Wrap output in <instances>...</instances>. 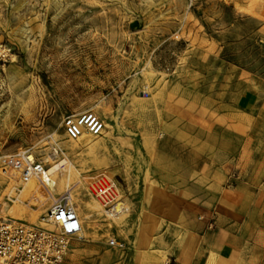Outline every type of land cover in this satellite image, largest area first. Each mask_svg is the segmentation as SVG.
<instances>
[{
	"label": "rangeland",
	"instance_id": "374dc122",
	"mask_svg": "<svg viewBox=\"0 0 264 264\" xmlns=\"http://www.w3.org/2000/svg\"><path fill=\"white\" fill-rule=\"evenodd\" d=\"M255 83L264 93V0H0V196L10 191L2 155L30 150L52 176L72 160L86 182L74 200L97 239L74 236L64 264H174L187 232L146 215L149 196L186 194L182 175L219 204L238 185L253 190L243 181L264 178V120L244 119L243 133L233 124ZM87 110L108 126L76 145L63 119ZM187 135L200 140L196 153L211 145L208 168L186 167ZM103 176L127 208L111 231L103 207L89 208Z\"/></svg>",
	"mask_w": 264,
	"mask_h": 264
},
{
	"label": "crops",
	"instance_id": "0c3cea01",
	"mask_svg": "<svg viewBox=\"0 0 264 264\" xmlns=\"http://www.w3.org/2000/svg\"><path fill=\"white\" fill-rule=\"evenodd\" d=\"M261 86V83L249 85L239 94L233 124L237 131H246L244 119L264 120ZM227 116L225 118L228 119ZM186 138L187 145L181 144L179 148L187 153L188 170L197 163H202L204 169L208 168L210 157L207 152L212 149L211 145L205 140L202 148L205 153H196V144L200 140L193 135ZM188 170L186 173L190 172ZM184 176L178 183L186 185V194L157 192L147 201L146 215L157 218L164 227L178 224L187 232L188 240L173 250L174 264H244L246 261L264 264V190L258 189L260 184H264V178L243 181L251 183L253 190L246 194L244 185H240V189L238 185L233 192L226 193V202L219 204L223 196L212 197L206 190L202 196H196L189 185V176ZM229 198L239 201L237 207L229 206ZM213 212L216 213L215 223L210 227Z\"/></svg>",
	"mask_w": 264,
	"mask_h": 264
},
{
	"label": "built area",
	"instance_id": "2783aa9c",
	"mask_svg": "<svg viewBox=\"0 0 264 264\" xmlns=\"http://www.w3.org/2000/svg\"><path fill=\"white\" fill-rule=\"evenodd\" d=\"M66 135L78 139L89 132L100 136L105 130V121L94 111L67 114L63 119ZM3 172L9 169L19 171L22 179L32 177L44 179L47 164L39 160L30 150L1 156ZM50 187L48 180H43ZM93 194L102 204L107 216L120 214L125 209L119 200V185L113 179L98 178L93 184ZM7 197V196H6ZM4 200L0 196V264H64L70 249L71 239L83 228V219L71 192H64L49 206L47 219L53 216L54 226L27 225L3 213ZM123 209L116 210L117 205ZM112 246L124 243L110 239Z\"/></svg>",
	"mask_w": 264,
	"mask_h": 264
},
{
	"label": "bare ground",
	"instance_id": "6f19581e",
	"mask_svg": "<svg viewBox=\"0 0 264 264\" xmlns=\"http://www.w3.org/2000/svg\"><path fill=\"white\" fill-rule=\"evenodd\" d=\"M105 125H106L105 126V130H106L108 123H106ZM95 137L97 136H94L89 132H85L78 139H71V140H73L76 145L77 144L90 145ZM57 155L58 154L56 148L54 151L48 152L46 156L47 160H50L52 163V167H51L52 169L57 167V165L55 164L56 161L55 159ZM4 173L9 178L10 191L8 192L7 197L4 199L3 213L17 220L24 219L25 220L24 223H26L27 225L53 227L55 221L54 217L49 216L48 219L46 217V215H48L49 206L62 193L67 191L73 194L74 191L76 192L75 188L78 182L86 184V182H84V176L82 175L81 171L77 168L76 164L72 160H69L68 164L66 165V168L64 169V173L62 174H58L57 172L55 176H52L50 174L51 172L49 169L43 174L42 176L44 178L43 180H48L50 183V187H48L45 184V182H43L42 178L32 177L28 181H24L19 171L10 169L4 171ZM77 195H79V193ZM74 201L76 202V200ZM120 204L121 203L117 205L116 210L123 209V207L125 206V204H123L124 206ZM47 205L48 207L45 208V206ZM102 207L103 206H101V204L96 200L94 206H90L89 208L100 210V208ZM103 211L106 212L104 208ZM126 211L127 208L125 206V209L120 214H114L112 216L108 215L111 221L107 223L106 226L107 230L111 231L114 228H116V226L118 227L120 226V224L122 225L121 221L119 220L123 215H125L124 213H126ZM43 212L44 214H42ZM92 215L93 213L89 212L85 215V218H89ZM82 219H83V228L78 234L84 236L86 239L87 238L97 239L95 234L96 227L93 220L89 219L88 221H86L84 220V217H82ZM116 240L119 243L122 242L119 239Z\"/></svg>",
	"mask_w": 264,
	"mask_h": 264
}]
</instances>
